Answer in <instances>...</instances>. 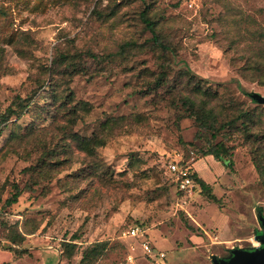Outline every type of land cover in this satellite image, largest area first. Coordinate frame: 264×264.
I'll use <instances>...</instances> for the list:
<instances>
[{"label":"rangeland","instance_id":"obj_1","mask_svg":"<svg viewBox=\"0 0 264 264\" xmlns=\"http://www.w3.org/2000/svg\"><path fill=\"white\" fill-rule=\"evenodd\" d=\"M148 5L175 56V97L188 92L178 78L188 70L216 92L221 115L222 107H258L251 94L264 98V87L238 72L240 54L264 48L255 35L264 33V0H0V113L17 97L28 104L0 131V264H117L130 246L138 249L122 237L132 226L166 264H223L236 248L260 247L264 190L253 156L262 152L264 167V109L249 140L214 130L198 137L166 89H147L163 58L144 43L151 34L139 13ZM127 42L139 47L118 56ZM59 55L76 61L72 78L54 66ZM111 121L116 128L102 133ZM93 135L106 143L90 156L77 138ZM220 141L232 150L231 168L201 155ZM44 153L57 154L56 164L33 184L24 169ZM172 161L191 166L219 202L198 189L180 194ZM12 184L22 193L6 205ZM74 235L67 262L61 244ZM135 254L136 264H153Z\"/></svg>","mask_w":264,"mask_h":264},{"label":"trees","instance_id":"obj_2","mask_svg":"<svg viewBox=\"0 0 264 264\" xmlns=\"http://www.w3.org/2000/svg\"><path fill=\"white\" fill-rule=\"evenodd\" d=\"M148 10L149 5L139 13V18L144 24L145 29L151 34L149 40L145 41L144 43L146 45L148 44V46L152 49L158 50L163 58L160 60L161 63L159 64L158 73L155 75L152 81L148 82L147 89H151L153 91H156L158 88L166 89L167 92L170 93V98L172 99L173 106L175 108L180 107L186 117L194 119L199 130L197 133L198 137L201 135V131L206 130H214L218 132L225 131V133L229 135L236 133L240 134V136H243L246 140H249L251 136L253 137V127L257 125V123L261 122V116L263 115L264 106L257 104L258 107H255L252 110H245L241 107L240 109H237L236 107H228L224 109L222 107L223 114L221 115V113L218 112L219 110L217 111L216 106L214 105L216 92L212 91L209 86L203 85L205 81L198 78L195 74L190 73L188 70L179 72L180 75L178 77L184 78V86L188 90V92L187 94H182L178 97H175L174 92L177 84L176 82L173 84L168 82V74L171 70V62L173 61V57L175 56L172 52V49L166 45L164 39L158 33L157 23L155 22V20L150 18ZM262 12H264V9L262 10ZM4 13L6 14L4 10L0 9V16H4ZM255 35L260 39L264 37V33H255ZM136 47H139L136 42L123 43L119 47V51L117 52L118 56L124 57V54H126L130 50L135 49ZM249 53H251V49L249 50V52H247V54H240L242 65L238 69L239 75L250 82L264 87V48L261 50H257L254 54L251 53L250 55ZM114 56L117 55L114 54L109 58L113 59ZM75 63L76 61L70 60V58H67L65 55H59V57L54 60V66L62 67L63 73L67 74L69 78H72V76L79 71L78 66H76ZM52 73V69H47L45 72V74L49 75V77ZM174 99H177V101H175ZM50 101H56L55 90L51 92ZM22 103L23 99L17 97L11 103V105L5 109L4 112L0 113V131L2 129V126L8 122L11 116H18L23 108L28 107V104L22 105ZM48 106H52V104H50L49 102ZM116 125L117 121H111V123L108 125L104 123L102 127V133H111L112 126L116 128ZM260 125H264V122H261ZM259 137L264 136L260 135ZM105 143L106 138L104 136L93 135L89 138H77V144L80 149L84 150L85 153L90 156L93 154L96 148L104 146ZM200 152L203 157L210 156L213 158V160L222 163V165L226 168H231L233 165L232 150L230 147L225 146L222 141L216 144L209 143L206 149L200 150ZM258 152L259 150L255 151L253 159L260 175L261 186L264 190V167L261 164L263 153ZM56 156L57 154L44 153L40 158V162H38L36 166H29L24 169L25 172H30V174L33 176V184H35L36 181L47 177L48 170H46L45 167L56 164V162H54V157ZM179 164H181L180 161ZM191 171L192 178L198 186V191L211 201L219 202V200H217L212 194V187L202 179L198 178L192 168ZM11 187L12 193L9 198H7L5 202L6 205H12L16 203L18 197L22 193V189H20L17 184H12ZM187 227L192 230L190 226ZM78 238L79 237L75 235L71 236L68 241H64L61 244V254L64 256V259L67 262H69L73 255V252L77 248L75 240ZM21 239H23L22 236H20L19 240Z\"/></svg>","mask_w":264,"mask_h":264},{"label":"built area","instance_id":"obj_3","mask_svg":"<svg viewBox=\"0 0 264 264\" xmlns=\"http://www.w3.org/2000/svg\"><path fill=\"white\" fill-rule=\"evenodd\" d=\"M173 181L176 185L177 191L183 196H191L198 188L196 182L192 178L191 166L188 164H179L177 161H172L167 166ZM122 237L132 239L136 242L138 249L135 246H130L128 253L124 260L117 264H136L137 254L150 260L153 264H166V254L154 248L145 230L139 226H132L122 233Z\"/></svg>","mask_w":264,"mask_h":264},{"label":"water","instance_id":"obj_4","mask_svg":"<svg viewBox=\"0 0 264 264\" xmlns=\"http://www.w3.org/2000/svg\"><path fill=\"white\" fill-rule=\"evenodd\" d=\"M251 99L256 104L264 106V98L259 95L251 94ZM258 221L263 229L262 234L256 236V239L260 242V247L252 250L237 249L232 250V258L228 259L223 264H264V217L262 213H258Z\"/></svg>","mask_w":264,"mask_h":264},{"label":"crops","instance_id":"obj_5","mask_svg":"<svg viewBox=\"0 0 264 264\" xmlns=\"http://www.w3.org/2000/svg\"><path fill=\"white\" fill-rule=\"evenodd\" d=\"M193 167H194V164H193Z\"/></svg>","mask_w":264,"mask_h":264}]
</instances>
